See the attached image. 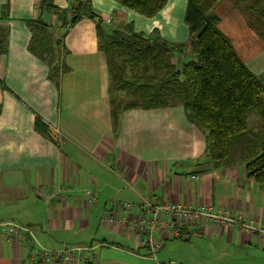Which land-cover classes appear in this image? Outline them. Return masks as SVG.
<instances>
[{"label": "crops", "instance_id": "0c3cea01", "mask_svg": "<svg viewBox=\"0 0 264 264\" xmlns=\"http://www.w3.org/2000/svg\"><path fill=\"white\" fill-rule=\"evenodd\" d=\"M39 1L0 0V222L30 228L49 250L89 248L81 259L62 264H165L174 258L179 244L172 243L168 255L161 254L162 243L159 255L152 256L147 231L124 235L100 228L111 202L130 203V216H146L147 204L178 202L264 229V183L247 177L242 161L213 166L203 153V136L181 107L127 110L116 125L111 118L97 26L130 27L145 36L157 31L162 40L183 44L189 36L183 22L186 0H167L152 18L113 0H88L101 22L82 18L67 30L57 15L44 14L41 20L55 28L57 76L28 49ZM68 2L52 0L59 10H67ZM214 14L237 57L264 79V0H221ZM49 128L57 132L55 139ZM36 187L52 188L53 194L42 199ZM87 190L97 195L88 214L82 205ZM59 194L66 202L53 200ZM63 233L77 234L80 242L63 245ZM181 233L173 240L220 242L222 253L229 249L264 260V238L245 236L237 225L211 226L203 218L186 222ZM0 264L38 263L24 246L0 242Z\"/></svg>", "mask_w": 264, "mask_h": 264}, {"label": "trees", "instance_id": "16d2710c", "mask_svg": "<svg viewBox=\"0 0 264 264\" xmlns=\"http://www.w3.org/2000/svg\"><path fill=\"white\" fill-rule=\"evenodd\" d=\"M145 18L154 17L167 0H113ZM221 0H186L183 22L188 40L179 45L162 40L157 31L135 34L130 27L97 26L98 49L105 56L111 118L121 113L181 107L188 123L203 136L205 158L218 166L231 148L244 143L242 162L247 177L264 183V136L248 131L246 117L256 114L264 125V81L237 57L229 39L219 30L214 9ZM36 19L29 25V51L58 74L57 46L52 26L41 20L55 14L66 30L82 18L101 22L88 0H69L67 10L40 0ZM7 12V5L3 7ZM248 14V12H246ZM149 43V47L146 44ZM191 57L181 53L188 50ZM51 138H56L52 129ZM238 147V146H237Z\"/></svg>", "mask_w": 264, "mask_h": 264}, {"label": "built area", "instance_id": "2783aa9c", "mask_svg": "<svg viewBox=\"0 0 264 264\" xmlns=\"http://www.w3.org/2000/svg\"><path fill=\"white\" fill-rule=\"evenodd\" d=\"M52 131L57 134L56 131ZM35 194L42 199H49L53 194V189L36 187ZM53 200L59 203L66 202L61 194L55 195ZM96 201V193L93 190H87L82 201L86 214L96 205ZM131 206L130 203L124 201L111 202L109 210L101 216V225L107 230H116L117 233L124 235L132 230L147 231L146 244L152 256L160 250L164 241L180 239L182 227L186 222L201 221L203 218L211 226L231 228L237 225L245 236L256 235L258 238H264V229L246 225L241 222L239 217L232 219L222 214H210L203 209L194 210L191 205L171 201H163L155 205L147 204V210H145L147 217L142 214L143 212L138 215H128L127 212ZM154 234H158L156 235L157 239L153 238ZM0 242L24 246L30 259L38 264L73 263L75 260L81 259L84 252L89 249L82 247L46 249L40 245L30 228L13 222H0ZM138 244L144 245L141 240L138 241ZM85 259L91 261L93 256L88 254V258Z\"/></svg>", "mask_w": 264, "mask_h": 264}, {"label": "rangeland", "instance_id": "374dc122", "mask_svg": "<svg viewBox=\"0 0 264 264\" xmlns=\"http://www.w3.org/2000/svg\"><path fill=\"white\" fill-rule=\"evenodd\" d=\"M183 56L188 55L191 57V53L188 50H185L181 53ZM258 76V75H257ZM259 77H263L259 75ZM247 127L248 131L255 135L257 138L264 136V125L259 120L256 114L252 113L247 115L246 117ZM244 143H240V145H234L229 153V157L227 158L228 161L237 162L242 160L241 155V149L245 146H243ZM238 146V147H237ZM35 215H40L39 213H35ZM17 221H20L23 223V219L17 218ZM99 226L101 228V224L99 222ZM101 233V230H99ZM65 234V241L63 242L65 246H73L76 245L78 242V236L77 234L71 235L70 233H63L61 237H64ZM93 234V232L91 233ZM90 234V236H91ZM93 237V236H92ZM90 237L87 236L86 240H88ZM114 238V237H113ZM95 239H100L95 238ZM84 243V242H81ZM165 247L162 250L161 254L165 253L168 255H171L172 251V243L173 244H179V248L175 250L174 252V258L171 261H168L170 258H167L165 261V264H218V263H224V262H242L247 264H264V260L261 261L259 258H255L253 256L250 257H242L241 255L236 254V251H231L227 249L225 252L222 253L221 247L218 245L219 243H211L209 241H196L195 239H191L190 241L183 242V241H176V240H167L164 241ZM211 243L212 247H209V244ZM159 255V252L157 253V256Z\"/></svg>", "mask_w": 264, "mask_h": 264}, {"label": "water", "instance_id": "95a60500", "mask_svg": "<svg viewBox=\"0 0 264 264\" xmlns=\"http://www.w3.org/2000/svg\"><path fill=\"white\" fill-rule=\"evenodd\" d=\"M146 47H149V43H148V44H146Z\"/></svg>", "mask_w": 264, "mask_h": 264}]
</instances>
